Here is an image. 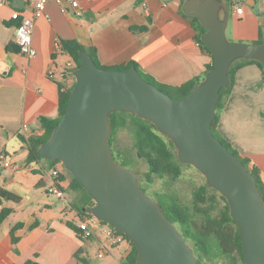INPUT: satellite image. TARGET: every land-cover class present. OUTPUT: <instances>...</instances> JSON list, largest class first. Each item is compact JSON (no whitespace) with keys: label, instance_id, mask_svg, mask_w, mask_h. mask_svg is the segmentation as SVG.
<instances>
[{"label":"crops","instance_id":"obj_1","mask_svg":"<svg viewBox=\"0 0 264 264\" xmlns=\"http://www.w3.org/2000/svg\"><path fill=\"white\" fill-rule=\"evenodd\" d=\"M186 0H97L86 1L82 14L64 13L57 0H47L45 12L34 21L33 46L37 54L29 58L16 43L12 12L31 16L32 7L13 0L0 6V151L20 164V168L0 165V189L21 196V201H5L14 208L0 225V264H25L35 259L42 264H79L87 242L68 222L81 215L71 205L68 191L71 177L62 163L50 165L46 159L29 162V139L45 132L42 119L59 114L60 83L71 85L75 62L64 50V41L77 40L94 49L105 66L136 62L157 82L178 86L197 78L213 62L199 44L196 32L182 14ZM230 19L227 36L237 42L255 43L264 30V0H228ZM242 7L238 13L236 9ZM146 27V30H138ZM53 73V76H51ZM218 131L257 169L264 182V73L256 63H244L235 73V83L220 113ZM61 169L60 185L66 198L52 206L51 195L41 188L55 182L52 169ZM19 238L13 244L11 229ZM124 242V241H123ZM121 242V243H123ZM114 246L121 264L130 253L128 242Z\"/></svg>","mask_w":264,"mask_h":264},{"label":"water","instance_id":"obj_2","mask_svg":"<svg viewBox=\"0 0 264 264\" xmlns=\"http://www.w3.org/2000/svg\"><path fill=\"white\" fill-rule=\"evenodd\" d=\"M183 10L197 16L214 67L184 97H173L133 67L108 69L85 50L73 71L75 85L66 112L38 155L60 161L94 199L83 209L124 233L138 250L136 264H199L194 249L161 204L143 190L140 172L117 162L110 143V116L135 113L171 138L179 160L198 169L208 186L224 195L238 224L245 264H264V198L255 175L214 134L212 124L230 70L240 59L264 66V42L230 40L228 0H186Z\"/></svg>","mask_w":264,"mask_h":264},{"label":"trees","instance_id":"obj_3","mask_svg":"<svg viewBox=\"0 0 264 264\" xmlns=\"http://www.w3.org/2000/svg\"><path fill=\"white\" fill-rule=\"evenodd\" d=\"M181 12L189 19L191 26L196 32L197 41L210 54L213 62L207 65L203 75L178 86L166 85L157 82L150 75L144 73L139 68V65L134 61L118 66L102 65L97 59L95 50L85 47L77 40L64 41V50L75 62L74 69L81 65L80 51L85 50L93 57L97 65L102 68L129 70L136 67L146 80L152 82L161 90L173 97H184L190 92L193 86L202 81L205 78L206 73L214 67V56L211 50L202 41V34L206 31V29L198 17L188 15L184 12V10ZM138 30L144 31L146 30V27H138ZM263 42L264 30H261L260 38L255 43ZM244 63H256L264 73V66L257 59H240L232 65L230 70L231 83L229 86L223 87L221 90V97L216 105L217 116L213 121L212 130L214 134L229 148V150L233 152L255 175L258 188L264 198V182L260 178L257 169L250 166L249 159L243 157L232 146V144L221 135L217 127L220 113L234 86L236 70ZM70 76L75 79L72 72H70ZM74 85L75 82L71 85L60 83L59 114L54 119L43 118L42 122L45 128L44 134L33 136L29 139V162L45 159L38 155V148L42 143L50 139L54 128L59 124L60 120L64 116ZM110 121L112 126V134L110 137L111 145H114L115 137L119 130L127 128L132 133L134 138V148L136 149L137 156L145 159L149 166L148 170L144 173L146 183L153 184L154 176L159 178L170 177L174 180L180 177L184 163L179 160L177 148L170 137L163 135L158 131L154 123L135 113L122 110L113 112L110 116ZM114 156L117 162L127 167L133 162L132 157L127 152L120 149L116 151ZM46 161L50 165L61 163L60 161L51 162L47 159ZM67 174L71 177L68 191L73 193L71 201L73 209H75L80 215L89 213L83 209L93 206L95 204L94 199L70 172L67 171ZM64 177L65 176H61V179H64ZM141 187L145 192L148 191L146 185L143 186L141 184ZM211 190L218 192L216 189L208 186L207 183L197 188L194 191L192 205L183 204L179 200L178 196L171 192H155L154 194L156 196V200L161 204L165 215L177 225L188 244L193 247L199 264H217L218 259L222 260L220 264H237L239 261H241L242 264H245L240 229L236 221L231 216L228 200L219 192V196L224 201V204L219 212H214L218 208L216 204L218 203V200L213 194H211ZM5 201L19 203L21 201V196L12 191L1 188L0 206H3ZM13 212L14 208L12 207H2L0 209V225L7 218H9ZM68 225L77 233H80V230L73 222H68ZM20 226H22V223H18L11 229V236L14 245H16L19 241V238L15 235V231ZM110 226L113 227V225ZM122 234L131 244L132 249L121 264H136L138 258L137 247L129 240L126 234ZM25 264L42 263L35 259H30Z\"/></svg>","mask_w":264,"mask_h":264},{"label":"built area","instance_id":"obj_4","mask_svg":"<svg viewBox=\"0 0 264 264\" xmlns=\"http://www.w3.org/2000/svg\"><path fill=\"white\" fill-rule=\"evenodd\" d=\"M13 0H0V6L8 5ZM32 7L31 16L23 14L21 10L15 9L12 12V20L15 22L16 35L15 40L19 46V50L25 56L32 58L37 54L36 48L33 46V29L35 19L49 14L45 12L47 0H19ZM95 2L97 0H57L61 4V10L64 13L73 11L76 14H82L86 10L87 2ZM238 13L243 11L242 7L236 9ZM53 76V73H51ZM0 165L6 168L18 170L21 166L14 162L5 151H0ZM55 182L47 187L49 195H56L58 198H66L65 191L60 185L61 169L54 167L52 170ZM76 226L80 230V234L86 238H96L101 242V249L98 253L99 257L105 256L106 252H111L114 246L125 241V237L121 232L115 230L108 223L97 219L94 215L87 213L78 217Z\"/></svg>","mask_w":264,"mask_h":264},{"label":"rangeland","instance_id":"obj_5","mask_svg":"<svg viewBox=\"0 0 264 264\" xmlns=\"http://www.w3.org/2000/svg\"><path fill=\"white\" fill-rule=\"evenodd\" d=\"M114 146L116 150L120 149L125 151L132 157L133 162L128 168L140 172L141 183L146 185L148 188L147 193L154 199H156L155 192H171L177 195L183 204L192 205L194 191L201 185L207 183L205 176L198 169L190 164H184V166H182V174L178 179L174 180L170 177L159 178L154 176L153 184H148L144 176V173L149 168L148 163L145 159L137 156L136 149L134 148V138L129 129L125 128L118 131ZM41 192L47 197L50 196L43 188H41ZM211 194L218 200V203H216L218 208L214 211L217 213L221 210L224 201L219 196V192L211 190ZM49 198V203H51L52 206L61 203L56 195H51ZM91 240V242H87L84 245V249L79 256V264H119L114 257L116 250L111 249V252H106L105 256L99 257L98 253L101 249V242L96 238ZM127 243L128 240L125 239V241L121 243L122 247ZM217 261V264H220L222 260L218 259Z\"/></svg>","mask_w":264,"mask_h":264},{"label":"flooded vegetation","instance_id":"obj_6","mask_svg":"<svg viewBox=\"0 0 264 264\" xmlns=\"http://www.w3.org/2000/svg\"><path fill=\"white\" fill-rule=\"evenodd\" d=\"M112 146V150H113V153L114 155L116 154V149H115V146L114 145H111ZM115 157V156H114ZM141 182V181H140ZM142 184V183H141ZM143 186H145L144 184H142ZM237 264H242L241 261H239Z\"/></svg>","mask_w":264,"mask_h":264}]
</instances>
